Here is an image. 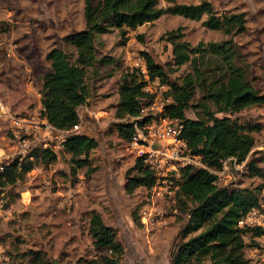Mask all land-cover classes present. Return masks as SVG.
<instances>
[{
  "label": "rangeland",
  "instance_id": "obj_1",
  "mask_svg": "<svg viewBox=\"0 0 264 264\" xmlns=\"http://www.w3.org/2000/svg\"><path fill=\"white\" fill-rule=\"evenodd\" d=\"M151 1L155 2L154 10L201 2ZM211 2L219 13L246 14L247 30L234 40L249 66L253 86L264 94V0ZM85 6V0H0V163L14 160L18 145L14 119L39 123L45 119L40 90L51 70L47 54L58 47L69 54L75 52L64 38L85 32ZM206 19L195 21L167 13L126 37L112 30L87 39L85 45L95 50L98 63L87 72L90 97L79 108L80 124L73 131L98 140V148L89 157L98 170L90 177L86 168L74 174L71 156L63 148L68 134L41 136L36 144H49L56 159L49 164L31 159L36 167L15 186L0 191V264H36L28 255L31 251L41 253V264H102L107 253L95 248L89 233L94 210L116 230L125 248L123 263L171 264L172 251L181 241L189 217L177 198L158 196L153 189L126 188V172L137 156L117 129L118 123L125 122L116 117L118 90L123 76L132 72V60L145 58L143 52L164 66L172 82H182L191 67L174 65L172 47L163 36L181 27L184 40L192 46L230 38L204 26ZM205 62L212 76L220 72V59L207 53ZM201 96L198 90L195 99ZM187 117L196 118V110L189 109ZM234 118L259 124L262 130L255 133L256 146L248 161L238 165L232 162L219 185L259 190L264 201V177L249 166L256 160L258 168L264 170V104ZM180 177L174 175L170 189L178 185ZM245 241L249 264H264V237L254 239L250 234Z\"/></svg>",
  "mask_w": 264,
  "mask_h": 264
},
{
  "label": "trees",
  "instance_id": "obj_2",
  "mask_svg": "<svg viewBox=\"0 0 264 264\" xmlns=\"http://www.w3.org/2000/svg\"><path fill=\"white\" fill-rule=\"evenodd\" d=\"M85 1V32L64 38L67 44L75 47V52L69 54L58 47L47 54L51 70L44 76L40 90L44 117L56 129L69 132L63 148L71 156L74 174L86 168V175L90 177L98 170L89 158L98 148V140L73 131L80 124L78 110L90 97L87 72L98 63L95 50L85 45L88 38L112 30H119L126 37L131 31L167 13L195 21L206 16L204 26L230 37L220 43L192 46L184 40L183 28L167 32L163 39L172 47L174 65L191 67V72L180 83L172 82L168 71L151 55L147 52L143 55L151 77L159 78L170 87L168 94L172 102L166 105L167 116L181 121L183 137L191 153L200 156L206 166L190 165L180 171L175 199L189 220L182 230L181 241L174 246L171 264H249L245 237L250 234L254 239L264 237V229L241 228L239 221L259 206V190L221 186L219 176L213 172L221 171L228 158H236L239 164L247 162L256 146L255 133L262 130L259 124L234 118L250 107L264 104V94L253 86L249 66L245 65L244 56L234 40L247 30L246 14L219 13L211 0H201L198 4H174L159 10L153 9L155 2L151 0ZM207 53L222 63L215 76L210 74L209 67H205ZM131 71L123 76L118 90L116 117L121 120L138 117L143 104L151 100L138 70L131 68ZM198 90L202 96L196 100ZM191 108L196 110V118L187 117ZM117 129L127 142L135 130L131 122L118 123ZM53 153L51 148L36 147L23 162L16 159L3 164L0 191L15 186L36 167L30 158L49 164L56 159ZM249 166L264 177V170L258 168L256 160H252ZM156 184V173L143 158H137L134 166L126 172V188L129 190H152ZM89 233L95 248L107 253L102 264H125V248L118 240L116 230L107 225L96 210L91 212ZM28 255L32 256V263L44 262L40 252L31 251Z\"/></svg>",
  "mask_w": 264,
  "mask_h": 264
},
{
  "label": "built area",
  "instance_id": "obj_3",
  "mask_svg": "<svg viewBox=\"0 0 264 264\" xmlns=\"http://www.w3.org/2000/svg\"><path fill=\"white\" fill-rule=\"evenodd\" d=\"M132 61V68L137 69L140 73L141 81L145 83L144 90L151 100L148 99L143 104L141 114L138 117L124 119L125 122L134 123L135 128L129 145L133 148L137 158H143L144 162L156 173L157 184L153 188L154 194H158V196L164 194L174 199L179 188L176 185L170 189L173 185L171 179L174 175L179 177L181 169L190 165L196 167L206 166L202 163L200 156H194L191 153L183 137L184 126L181 121L172 119L166 114V105L172 102L170 96L165 97V94L169 93L170 87L159 78L153 79L151 77L145 58L140 57ZM13 121L16 125L14 134L18 138L14 160L17 159L19 163L23 162L34 148H49V144L39 146L36 144L41 136L50 132L69 134V132L56 129L46 118L42 123L35 120L22 121L14 119ZM232 162L238 165L236 158H228L224 161L221 171H213L219 176V181ZM3 164L5 163H0V172L4 170ZM157 188H159V191H157ZM151 221H153V218ZM239 226L249 229L263 227L264 201L260 200L259 206L239 221Z\"/></svg>",
  "mask_w": 264,
  "mask_h": 264
}]
</instances>
